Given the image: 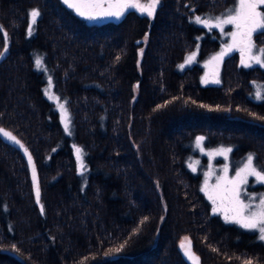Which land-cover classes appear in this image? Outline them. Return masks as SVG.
Listing matches in <instances>:
<instances>
[{
	"label": "trees",
	"instance_id": "trees-1",
	"mask_svg": "<svg viewBox=\"0 0 264 264\" xmlns=\"http://www.w3.org/2000/svg\"><path fill=\"white\" fill-rule=\"evenodd\" d=\"M233 2L160 0L152 17L129 9L88 22L62 0H0V128L20 142L0 133V264H192L185 238L202 264H264L259 233L213 213L201 173L187 166L197 136L264 166V100L254 92L264 66L244 67L234 50L218 83L201 81V61L222 39L195 17ZM255 39L264 48V34Z\"/></svg>",
	"mask_w": 264,
	"mask_h": 264
},
{
	"label": "snow or ice",
	"instance_id": "snow-or-ice-1",
	"mask_svg": "<svg viewBox=\"0 0 264 264\" xmlns=\"http://www.w3.org/2000/svg\"><path fill=\"white\" fill-rule=\"evenodd\" d=\"M64 3L70 8H74L80 16L87 17L88 19H96L98 17L115 16L117 18L123 16L125 12L130 8H135L142 15L152 17L156 11V8L160 4V0H149L147 4H142L140 0H64ZM107 4V7H105ZM264 0H234V4L231 8L226 9V15L223 19L217 18L215 25H212L208 20H202L200 17H196V22L206 24L209 27H217L223 31L224 25H232L235 31L228 33L232 37V43L225 46L214 60L222 59L228 52L239 49L241 52V63L245 67H250L251 64L248 61L254 62L261 66H264V48H257L254 41V34H264ZM40 16L38 9H32L30 12L31 24L29 25V35L32 31V24H35L37 18ZM6 38V35H5ZM259 53V55H253V51ZM143 50H141L142 52ZM247 53V60L245 54ZM4 53L0 52V56ZM195 53L188 57L186 63L191 62L194 58ZM42 61L36 60L37 67H40ZM183 67V65H181ZM215 82H219L218 80ZM49 84L51 79L49 78ZM47 92V90H45ZM51 99L52 97L49 96ZM257 99L264 100V96L258 91L256 93ZM58 99V98H57ZM63 115L64 129L66 132H70L69 120L67 118V110L63 104L59 105ZM0 133L8 137L17 144H20L16 137L12 136L11 133L0 129ZM204 140L203 136L196 137V144L200 146ZM23 148V145H20ZM25 153L28 154V162L32 167L33 185L35 188L36 202L40 203V189L36 178V169L33 164L30 153H27V149H24ZM77 160L82 164V149L79 147L75 148ZM231 149H218L215 152H210L209 156L212 155H225L230 152ZM254 157L249 154L247 157V163L243 168L236 172V176L228 178L222 176L217 178V183L209 187L208 177L211 173H205V183L201 191H205L208 194V199L212 201L213 212H222L224 220L227 223H235L245 229H258L259 239L264 241V196L260 197L259 204L253 207L251 203H245L241 198V186L247 183L248 176H254L259 182L264 183V170H257L253 164ZM227 171V165L225 166ZM41 212H43V206L41 205ZM147 219V217L145 218ZM143 223V222H142ZM187 243L181 242L180 247L184 250V254L194 264H198L199 257H196L191 251V242L188 238H185ZM124 245L116 248L115 252H120ZM246 264H251V261H247Z\"/></svg>",
	"mask_w": 264,
	"mask_h": 264
},
{
	"label": "rangeland",
	"instance_id": "rangeland-1",
	"mask_svg": "<svg viewBox=\"0 0 264 264\" xmlns=\"http://www.w3.org/2000/svg\"><path fill=\"white\" fill-rule=\"evenodd\" d=\"M62 1L64 3V0H62ZM140 2L142 4H147L149 2V0H140ZM233 4H234V2L230 5V7L226 8V9L231 8L233 6ZM105 7H107V4H105ZM130 9L136 10L135 8H130ZM226 9H223L222 11H219L217 13H211V14H206V15L200 14L196 17H200L202 20H208L211 22L212 25H215L217 18H220V19L224 18V15H226ZM72 10L75 13H77L74 8H72ZM262 10H264V8H262ZM82 17L85 18L88 22H92V21L103 22L104 20H109V19L114 20L117 18L115 16L98 17L96 19H88L87 17H84V16H82ZM196 17H195V19H196ZM198 24L201 25V23H198ZM202 25H204L205 27H207L209 29H212V28L218 29L221 33V39H222L221 46L216 51H214L213 54L209 55L208 57L204 58L201 61L202 66H203V75H202L201 81L202 82H214L220 78V75H221L220 70H221V66L223 63L222 60L224 59V57L226 55L222 59H219V60H214L213 58L217 57V55L222 50L225 49L226 45L232 43V37L230 35H228V33L235 31V28L232 25H224L223 31H221L220 28H217L214 26L209 27L206 24H202ZM252 39H253L257 48H262L260 45L257 44L256 39H255V34L253 35ZM236 51H238L240 54L239 60L241 62V52L239 51V49H236ZM232 52H234V50L231 52H228V54H230ZM193 53H195L194 58L191 60V62L186 63V61L188 60V57L190 55H192ZM252 54L253 55H259V53L256 52L255 50L253 51ZM197 56H198L197 49L192 50L191 53L187 54L185 56V58L181 61V64L179 65V67L184 68L186 66L191 65L196 60ZM245 59L247 60V53L245 54ZM40 60H41V58H40ZM248 62L251 64V66L259 65V64H256L254 62H251V61H248ZM181 65H183V67H181ZM38 68L39 69L43 68L44 70H46V72H47V77H46L47 84L45 86V90H47V92H46L47 97L48 98H49V96L52 97L51 99L50 98L49 99L51 101H54L55 106L57 108V111H59L60 122H62L63 128H64V120H62L63 113H62L59 105L60 104L64 105L65 109L67 110L66 115H67V118L70 122L69 128L71 130V126H72L71 116H70V111L68 110V106H67L66 101L62 100L60 98V96L56 93V91L54 90L53 79H52V77H50L48 70L46 69L43 61H42L41 66ZM49 78L51 79V84H49ZM258 91L261 93V95L264 94L263 87L257 83V84H255V88H254L255 96H256V93ZM0 129H3V128H0ZM3 130H5V129H3ZM6 132H8V131H6ZM6 138L9 139L8 137H6ZM9 140H11V139H9ZM229 148L232 150V148L229 145H224V144H217V146H208L207 144L204 143V140L202 141L200 146H197L196 139H195L194 144L192 145V149H193V151H195V153L192 152V154H189V156L187 158L188 168L190 170H192L193 172H200L201 173V175H200V181L201 182L199 185V190L202 193V196L204 197V199L210 203L212 212H213L212 201L208 199V194L205 191H201V189L204 187V183H205V179H206L205 173H211V175L207 178L208 179V185H209V187H211L212 185H215L217 183L218 177H222V176H227L228 178L235 177L236 172L239 169L243 168L244 165L247 163V157L249 156L248 155V156H246V158L239 160V162H235L233 160V158H231V151L227 152L225 155L209 156L210 152H215V150H218V149H229ZM78 163L81 164L80 161H78ZM253 164L257 168V170H264V166L262 164L260 165V163L257 161L256 157H254ZM226 165H227V171H225ZM261 196H264V183L259 182L254 176H248L247 183H245L241 186V198L244 200L245 203H251L253 205V207H255L256 205L259 204V200H260ZM213 213L221 215V217L224 219L222 212H213ZM254 230H256L257 233H259L258 229H254ZM259 235H260V233H259ZM184 243H187V241ZM191 251H192V248H191ZM190 261L192 262V264H194L193 260L190 259ZM198 264H202V263L200 261H198Z\"/></svg>",
	"mask_w": 264,
	"mask_h": 264
}]
</instances>
